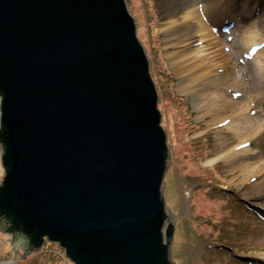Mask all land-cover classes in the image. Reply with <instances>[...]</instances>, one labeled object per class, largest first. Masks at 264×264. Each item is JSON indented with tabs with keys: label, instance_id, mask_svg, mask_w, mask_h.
<instances>
[{
	"label": "water",
	"instance_id": "1",
	"mask_svg": "<svg viewBox=\"0 0 264 264\" xmlns=\"http://www.w3.org/2000/svg\"><path fill=\"white\" fill-rule=\"evenodd\" d=\"M139 25L128 0H0V213L75 264H174L173 156Z\"/></svg>",
	"mask_w": 264,
	"mask_h": 264
},
{
	"label": "rangeland",
	"instance_id": "2",
	"mask_svg": "<svg viewBox=\"0 0 264 264\" xmlns=\"http://www.w3.org/2000/svg\"><path fill=\"white\" fill-rule=\"evenodd\" d=\"M128 3L137 14L138 31L151 53L161 93L159 104L164 109L161 122L167 127L173 156L164 187L167 206L176 221L173 258L178 264H264V127L258 125L259 120L264 123V52L259 58L260 70L250 59L264 51V0ZM216 4L219 9L214 14L199 18L189 15ZM205 26L216 37L224 31L232 38L218 40L223 43L213 48L218 67L208 69L191 54L197 44L186 47L185 43L190 34L200 36ZM179 53L181 56L173 57ZM182 64L188 67L186 74L179 71ZM218 74L226 75V82L242 85L243 89L226 88L228 99L236 103L241 118L250 114L247 109L254 113L252 119L259 128L242 138L228 137L232 146L250 138L249 145L257 152L254 155L259 159H248L245 154L239 161V166L252 163L258 170L248 180H244L246 174L238 171V176L224 160L206 163L225 146L222 135L234 133L221 127L212 112L221 92L217 88ZM184 76L191 81L188 90L180 89ZM2 99L0 95V130ZM4 176L0 150V185ZM28 235L20 221L0 213V262L11 259V264H75L61 243L46 239L39 244Z\"/></svg>",
	"mask_w": 264,
	"mask_h": 264
},
{
	"label": "bare ground",
	"instance_id": "3",
	"mask_svg": "<svg viewBox=\"0 0 264 264\" xmlns=\"http://www.w3.org/2000/svg\"><path fill=\"white\" fill-rule=\"evenodd\" d=\"M210 9V10H209ZM219 9V6L216 4L215 6H212L210 8H203L200 9V11H192L191 14L189 15H195L198 16V18L200 16H206L208 14H214L216 12V10ZM207 10V11H206ZM206 11V12H204ZM189 17V16H188ZM210 29H208L206 26L205 28L201 30L200 32V36H191L193 34L188 35V39L185 41L186 43V47L187 46H197V48L194 49V51H192L191 54L195 55V58H198L202 61L205 62L204 67L205 68H213V67H218L217 64H219V62H217V60L215 59L216 57V53L215 51H213L214 47H218V45L223 44L222 42H219L218 40L220 38H222L224 41L225 39H229L231 40L232 38L229 37L227 34L224 33V31H222V34L219 35L221 37H216L214 36V34H210L209 31ZM264 41V40H263ZM256 44V43H254ZM250 45L249 47L252 48V46L254 45ZM251 48L249 53L251 54ZM264 51H258L255 53V56H253L254 58H250L251 60H253V64L257 65V71L260 70V56ZM175 56H181V54H174L173 57ZM228 65V62H227ZM176 66V65H175ZM221 67V66H220ZM179 70V69H178ZM182 74V72H184L185 74L188 71V67L185 68V65H181V68L179 70ZM260 72V71H259ZM238 76H240L238 74ZM184 79V82L181 86V90L185 89L188 90V88L191 85V81L187 78V76ZM226 75H220L218 74L217 76V80L219 81L218 87L219 90H221V92L218 94V99L216 100V107L215 109L212 110V112H214V117L219 118V121L222 123L221 127L224 126L225 130H229L232 132H234L233 134H228L230 132H228L226 134V137L224 135H222V138L224 140L225 146H223L222 150L220 152H218V155L213 157V158H209L207 160V165L208 164H213L218 162L219 160H224L226 161L228 164L231 165L232 170L235 171L238 174V171L241 172V174H246L244 177V180H248L251 179L253 176L256 175L257 171L255 166H252V163L248 164V163H243V166H239V161L240 159L243 160L245 159L244 156L249 155V157H247L248 159H259L258 156H255L254 154H256L257 152L253 150V147L249 145V139H244L242 141V144H238L235 146H232L233 144H230L229 138L235 136L236 138L238 137H244V135H246L249 132H253L255 129H259L258 125L260 127H264V123L260 122V120L258 121V125L257 123L254 122V120L252 119V115L254 113L251 114L250 110L247 109L246 112H249L250 114H245V116H240L239 112L237 111V107H236V103H231V100L228 99V97L230 96L227 91L226 88L228 89H232V88H241L243 89L242 85L239 82H226L225 80ZM262 78V77H260ZM263 79V78H262ZM263 81V80H262ZM221 95V96H220ZM221 103V104H220ZM207 106H205L206 108ZM204 108V109H205ZM210 109V107H209ZM236 114V117H230L228 114ZM224 116L228 117V120H224ZM229 137V138H228ZM233 147V149L230 150V152H227V150L229 148ZM246 154V155H245ZM249 166V167H247ZM251 166V167H250ZM245 167H247L245 169ZM248 169H250L248 171ZM238 176H240V174H238ZM16 243L19 245L21 244V240L18 237V239L16 240ZM12 260H6V261H1L0 264H11Z\"/></svg>",
	"mask_w": 264,
	"mask_h": 264
},
{
	"label": "trees",
	"instance_id": "4",
	"mask_svg": "<svg viewBox=\"0 0 264 264\" xmlns=\"http://www.w3.org/2000/svg\"><path fill=\"white\" fill-rule=\"evenodd\" d=\"M145 51V50H144ZM3 165H4V168H5V170H6V163H5V159L3 158ZM9 167H7V169H8Z\"/></svg>",
	"mask_w": 264,
	"mask_h": 264
},
{
	"label": "flooded vegetation",
	"instance_id": "5",
	"mask_svg": "<svg viewBox=\"0 0 264 264\" xmlns=\"http://www.w3.org/2000/svg\"><path fill=\"white\" fill-rule=\"evenodd\" d=\"M45 238H46V237H45ZM173 260H174V261H173V262H174V264H178V262H176V260H175L174 258H173Z\"/></svg>",
	"mask_w": 264,
	"mask_h": 264
}]
</instances>
